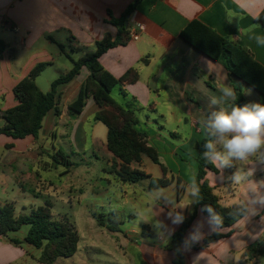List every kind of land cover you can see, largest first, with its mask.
I'll return each instance as SVG.
<instances>
[{"label":"crops","instance_id":"obj_1","mask_svg":"<svg viewBox=\"0 0 264 264\" xmlns=\"http://www.w3.org/2000/svg\"><path fill=\"white\" fill-rule=\"evenodd\" d=\"M135 1L0 0V40L13 51L12 55L6 52L0 57V111L18 104L13 89L35 66L46 64L45 70L54 66L57 49L70 61L78 60L85 54L94 52L96 43L106 36L115 39L118 28L111 20L120 19ZM243 4L244 0H142L125 17L124 26L130 32V41L109 49L99 58L102 67L117 79L130 69L137 71V82L117 86L123 98L121 105L134 109L139 119L136 130L147 136L149 145L156 149L161 162L167 167V173L164 174L160 168L161 176L157 177L155 169L146 168L145 157L131 169L143 174L141 179L148 180L150 190L162 189L160 194L174 200L176 207L182 208L177 210L185 218L192 215L193 206L196 204H192V197L186 188L192 175L196 176L198 170L196 145L208 138L200 120L210 110V99L219 98V88L225 84L233 87L236 93L241 92L246 103H262V97L231 75L220 62L210 59L185 42L180 37V32L190 21H200L221 36L241 45L264 66V46L258 45L254 39L255 35H264V29L261 26L252 28L258 24L253 17L264 11V4L247 8L242 7ZM250 28L252 31H249ZM135 31H138V38L132 39L131 34ZM70 70L65 73L59 70L62 73L60 76L66 75ZM88 76V69L83 67L73 80L60 86L61 96L56 109L46 115L37 138L28 136L14 139L0 134V149H4L0 155L5 158L6 167L14 169L15 164L24 166L27 161L35 163L36 158L45 152L44 147L39 144L40 141L57 138L59 125L66 118L73 121L69 136L75 143L78 142L88 117L96 115L100 110L95 100L89 98L80 115L73 117L70 114L69 105L79 95ZM39 77L41 75L36 79L37 86ZM49 85L51 86L47 83L48 87ZM121 88L127 92V96L122 95ZM175 124L177 127L180 124L190 125L187 139L180 132L178 134L176 131L167 130V127ZM4 125L5 121L0 116V129ZM173 133H176L175 136H172ZM107 155L113 160L109 151ZM214 167L216 171L209 170L206 179L223 206L247 200L249 187L261 189L264 186V165L256 167L250 177L256 183L252 185H236L229 179L241 167L237 162L223 170L216 165ZM153 179H168L170 184L151 189ZM257 207L258 214L246 215L232 227L220 230L225 234L230 233L229 236L205 248H197L217 230L210 228L209 217L197 208L196 216L183 241L176 246L173 236L183 223L173 225L168 219L170 205L156 201L153 209L157 220L167 226L162 229L164 234L156 235L151 228L153 236L144 237L142 232L134 231L126 233L123 242L117 241L116 248L124 251L129 246L135 247L141 264H174L178 253L181 254L183 264H248L247 249L258 241H264V208ZM93 213L91 212L92 218ZM121 219L124 224L122 216ZM197 222L202 224L201 239L185 245L186 237ZM120 231L119 228L117 232H110ZM13 241L19 244L16 245ZM23 241V246H20L19 240H10L0 235V264H30L29 258L37 261L33 255L34 247ZM98 242L101 243L100 240ZM73 256L66 264H91L83 257ZM259 258L260 256L254 258L249 264H258ZM57 261L54 264H60Z\"/></svg>","mask_w":264,"mask_h":264},{"label":"trees","instance_id":"obj_2","mask_svg":"<svg viewBox=\"0 0 264 264\" xmlns=\"http://www.w3.org/2000/svg\"><path fill=\"white\" fill-rule=\"evenodd\" d=\"M141 1L136 0L120 19L111 20V23L118 28L115 39L106 36L96 43L94 52L87 53L78 60H72V69L66 75L54 80L50 90L46 93L41 91L36 84V79L45 70L46 64L35 66L29 75L13 89L18 104L11 109L0 111V116L5 121L4 127L0 129V134L14 139H24L28 136L37 138L46 115L56 109L61 96L60 86L73 80L80 70L86 67L89 76L83 83L77 98L69 105L71 116L80 115L89 98L95 100L100 108L95 115V120L107 128L106 146L114 159L112 170L118 175L121 182L136 183L143 177L140 171L133 170L131 167L140 163L144 157L149 158L166 174L167 167L161 162L156 149L149 145L147 136L135 128L139 119L134 109L131 106L119 104L112 96L115 87L137 82L139 77L137 71L130 69L117 79L107 72L99 62V58L109 49L125 45L130 41V32L124 26L125 17ZM255 21L264 29V11L259 14V20ZM180 37L210 59L220 62L231 75L255 90L262 97V104H264V66L254 58L252 53L197 20L190 21L180 32ZM6 52L10 55L13 53L10 47L0 40V57ZM121 92L123 96L128 95L123 88H121ZM237 96L236 103L238 105L246 103L241 92H237ZM175 134L173 133L172 136ZM207 139L196 145L198 170L195 177L199 186V198L196 197L192 215L189 218L184 217L182 226L173 236V243L176 246H179L183 241L187 229L196 216L197 208H200L202 213L209 217L206 208L211 207L216 214L222 217V224L219 228L205 238L203 244L197 248H205L207 245L229 236L230 233L225 234L220 230L232 227L246 216L244 213L236 212L239 203L223 206L220 203V198L214 194L213 188L209 185L206 179L207 172L209 170L216 171V168L202 156L204 143ZM53 157L55 160H57L56 157H61L63 161L68 162L67 156L61 149L57 150ZM22 184L19 182L23 188ZM169 184L168 179H153L150 188L166 187ZM179 185L180 180L178 179ZM178 190L180 191V189ZM51 208L52 205L47 202L45 206L32 209L30 214L16 215L11 204L0 206V235L7 236L9 232H17L24 225H29L30 228L24 240L41 251L37 258V264H54L59 258L72 257L78 250L80 240L78 231L68 221L55 220ZM93 218L99 226L106 227L112 232H117L119 226L123 224L121 216L116 211L107 214L94 212ZM142 235L144 237L153 236L148 225H143ZM13 242L16 245L19 244L17 241ZM246 253L248 254L246 263L249 264L254 258L264 254V241L253 244ZM183 262L181 254L178 253L174 264H183Z\"/></svg>","mask_w":264,"mask_h":264},{"label":"rangeland","instance_id":"obj_3","mask_svg":"<svg viewBox=\"0 0 264 264\" xmlns=\"http://www.w3.org/2000/svg\"><path fill=\"white\" fill-rule=\"evenodd\" d=\"M68 51L71 54L70 49ZM55 58L54 66L43 71L37 80L38 87L45 93L50 90L47 83L51 84L62 74L59 70L65 73L72 68V61L59 49ZM112 96L118 103H123L118 87L113 89ZM71 126L73 121L66 118L59 125L57 138L40 141L45 152L36 158L35 163L15 164L12 169L6 167L5 158L0 155V206L11 204L16 215H25L49 202L54 219L68 221L79 233L78 254L73 257H83L91 264H141L135 247L129 246L123 251L116 248V243L123 242L126 233H141L145 224L160 235L155 227L157 218L153 205L156 201L161 202L159 196L162 189L150 190L146 178L134 184L119 181L117 174L111 172L114 159L107 155V128L95 120V115L88 117L77 143L69 136ZM167 130L180 132L187 139L190 125L180 124L177 127L175 124ZM58 149L64 152L68 162L61 157L54 159ZM3 150L0 149V154ZM144 159L146 168L155 169L156 176L160 177V167L148 158ZM20 181L23 188L19 185ZM112 211L118 212L124 219L119 233L99 227L91 216V212ZM29 228V225H24L21 230L9 232L4 237L19 240L20 246H23ZM159 232H163L162 229ZM99 240L101 243H97ZM33 255L37 259L40 251L33 248ZM71 260L72 257L61 258L57 262L66 264ZM258 261V264H264V255ZM29 263L37 264V261L29 258Z\"/></svg>","mask_w":264,"mask_h":264},{"label":"clouds","instance_id":"obj_4","mask_svg":"<svg viewBox=\"0 0 264 264\" xmlns=\"http://www.w3.org/2000/svg\"><path fill=\"white\" fill-rule=\"evenodd\" d=\"M264 4V0H244L242 7ZM259 20V15L253 17ZM259 24L252 28L259 27ZM252 28L249 31H252ZM254 39L258 45L264 46V35H255ZM221 93L219 98L212 97L209 102L210 110L205 118L200 120V125L208 139L204 143L203 158L209 163L218 166L221 170L232 167L237 162L241 167L232 174L229 179L233 184H256L250 177L253 176L258 165H264V104L258 102L238 105L236 90L225 84L219 88ZM220 105H228L222 107ZM215 106H219L218 108ZM251 167H247V166ZM186 191L190 197L199 198V186L193 174ZM247 200L239 202L236 208L237 213L246 215L258 214L259 206L264 208V186L261 189L249 187ZM159 199L170 205L168 219L173 225H179L184 221V215L178 211L175 201L165 197L163 194ZM209 212V226L218 229L222 224V217L216 214L211 207L206 208ZM158 229H166V225L161 221L155 222ZM202 224L197 222L193 230L185 239V245L198 242L202 237ZM170 232L168 236H170ZM167 239V237H166Z\"/></svg>","mask_w":264,"mask_h":264},{"label":"built area","instance_id":"obj_5","mask_svg":"<svg viewBox=\"0 0 264 264\" xmlns=\"http://www.w3.org/2000/svg\"><path fill=\"white\" fill-rule=\"evenodd\" d=\"M140 29H143V27L141 25H139ZM131 38L132 39H137L138 38V31H135L131 34Z\"/></svg>","mask_w":264,"mask_h":264},{"label":"water","instance_id":"obj_6","mask_svg":"<svg viewBox=\"0 0 264 264\" xmlns=\"http://www.w3.org/2000/svg\"><path fill=\"white\" fill-rule=\"evenodd\" d=\"M196 203V197H192V204Z\"/></svg>","mask_w":264,"mask_h":264}]
</instances>
